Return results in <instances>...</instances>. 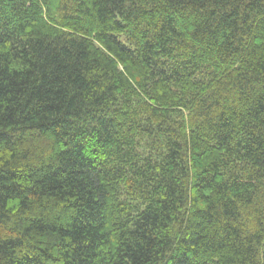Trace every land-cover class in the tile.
Masks as SVG:
<instances>
[{
	"label": "trees",
	"instance_id": "16d2710c",
	"mask_svg": "<svg viewBox=\"0 0 264 264\" xmlns=\"http://www.w3.org/2000/svg\"><path fill=\"white\" fill-rule=\"evenodd\" d=\"M0 264H264V0H0Z\"/></svg>",
	"mask_w": 264,
	"mask_h": 264
}]
</instances>
